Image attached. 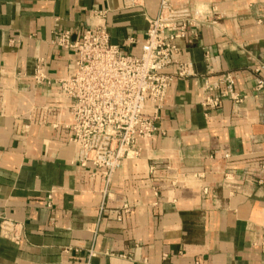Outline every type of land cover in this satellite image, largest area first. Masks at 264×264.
<instances>
[{"label":"crops","instance_id":"1","mask_svg":"<svg viewBox=\"0 0 264 264\" xmlns=\"http://www.w3.org/2000/svg\"><path fill=\"white\" fill-rule=\"evenodd\" d=\"M159 3L0 0V223L21 225L19 243L0 234V264H264V91L253 94L264 79V0H175L222 18L178 42L193 75L175 78L163 135L142 141L108 194L93 167L76 164L67 101L32 78L39 59L50 79L68 77L75 54L53 34L75 40L86 24L106 25L139 56ZM210 71L231 73L248 99L206 112L200 82Z\"/></svg>","mask_w":264,"mask_h":264},{"label":"built area","instance_id":"2","mask_svg":"<svg viewBox=\"0 0 264 264\" xmlns=\"http://www.w3.org/2000/svg\"><path fill=\"white\" fill-rule=\"evenodd\" d=\"M140 1L125 0V7H139ZM107 15V10L92 12L93 18L102 20ZM221 18L216 7L203 11L196 6H177L175 0H160L156 17L148 21L139 56L114 44L106 25L86 24L75 40L72 32L53 34L54 46L75 54L74 69L68 77L52 80L45 71V61L39 59L32 78L37 85L56 87L67 101L71 122L65 129L77 148L76 164L91 166L101 175L104 194L124 162L139 157L142 141L163 135L161 112L175 78L193 75L191 65L180 59L178 42L194 38L198 26ZM127 43L132 45L136 40L130 37ZM205 60L209 64L208 52ZM200 83L201 106L206 112L216 110L224 99L242 104L249 97L237 91L231 73L210 71ZM263 91L264 79L257 76L253 94L256 97ZM48 199L52 208V194ZM19 228V223L4 219L0 234L19 243Z\"/></svg>","mask_w":264,"mask_h":264}]
</instances>
